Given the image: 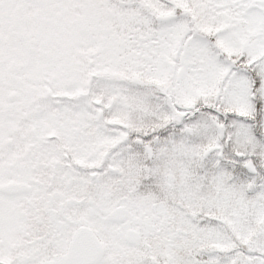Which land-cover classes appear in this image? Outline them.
<instances>
[{
    "label": "snow or ice",
    "instance_id": "6c2138e0",
    "mask_svg": "<svg viewBox=\"0 0 264 264\" xmlns=\"http://www.w3.org/2000/svg\"><path fill=\"white\" fill-rule=\"evenodd\" d=\"M0 264H264V0H0Z\"/></svg>",
    "mask_w": 264,
    "mask_h": 264
}]
</instances>
